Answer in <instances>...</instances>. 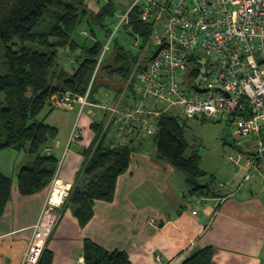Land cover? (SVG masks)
Returning <instances> with one entry per match:
<instances>
[{
  "label": "trees",
  "instance_id": "trees-1",
  "mask_svg": "<svg viewBox=\"0 0 264 264\" xmlns=\"http://www.w3.org/2000/svg\"><path fill=\"white\" fill-rule=\"evenodd\" d=\"M112 5L107 2L93 15L86 0H0V65L7 69L6 74H0V152L9 149L33 156L31 164L17 175V188L22 196L43 191L58 167L57 158L46 152L56 141L58 129L46 123V116L41 118L45 110L50 114L56 109L52 99L67 92L73 98L83 96L93 79L89 101L96 103L95 95L101 88L112 90L120 84L124 86L139 60V51L133 56L112 38L113 55L105 58V53L93 77L104 46L97 40L88 42L89 37L83 36L86 32L80 27L87 28L94 38L95 29L100 27L109 39L112 31L102 22L113 15ZM137 13L136 9L130 11L128 23L122 27L129 35H138L143 42L147 26L139 21ZM60 51L73 57L70 70L61 66ZM125 99L122 111L133 109L134 104ZM149 109L159 112L152 117L156 127L154 135L142 133L141 115L131 124H124V119L118 120L116 116L114 130L111 122L92 124L94 137L91 144L81 150L83 162L65 203L72 207L81 227L93 217L95 201H113L117 178L127 172L133 154L141 148V141L135 144V138L130 137L135 132L152 138L158 159L182 174L191 191L214 194L212 180L201 184L207 173L200 168L199 155L187 153L184 117L164 108ZM130 125L134 128L132 132L128 131ZM261 139L264 142V129ZM83 177L86 181L80 186ZM12 184L13 179L0 172V217L10 200ZM83 259L84 264H132L126 252L108 251L89 239L83 244ZM52 260L53 253L46 245L38 264H52ZM211 261V248H204L182 264H211Z\"/></svg>",
  "mask_w": 264,
  "mask_h": 264
},
{
  "label": "crops",
  "instance_id": "crops-1",
  "mask_svg": "<svg viewBox=\"0 0 264 264\" xmlns=\"http://www.w3.org/2000/svg\"><path fill=\"white\" fill-rule=\"evenodd\" d=\"M70 64L68 61V66L62 67L70 70ZM114 93L115 98L117 91ZM118 95L122 98L123 90ZM95 98L97 102L87 106L90 112L85 115L86 107L79 115L78 104L72 109H55L74 113L77 108L75 123L79 117L76 130L80 137L76 140L72 139L75 123L65 136L59 135L63 121L51 125L58 129V136L50 154L61 162L59 178L71 185L83 162L81 150L94 137L92 124L111 122L114 130L116 115L111 117L110 110L125 109L124 100L113 99L109 103L105 93L98 92ZM130 137L135 138V144L141 141L143 145L139 144L140 151L133 154L127 172L117 178L111 203L95 201L93 217L84 227L75 218L72 207L66 205L56 210L59 220L46 243L53 253L52 264H84L86 239L108 251L126 252L132 264H182L204 248L212 250L211 264H264V166L235 195H230L228 183L242 180L243 171L237 168L222 180L216 181L211 175L213 179L207 176L201 181L205 185L212 180L214 194H204V190L193 192L182 174L158 159L152 138L137 132ZM248 142L242 143L246 147ZM21 152V160L18 156L11 171L0 168L1 173L13 179L10 200L0 217V264L22 263L31 228L47 194V188L32 196L19 193L17 175L33 161V156ZM85 181L83 177L80 186Z\"/></svg>",
  "mask_w": 264,
  "mask_h": 264
},
{
  "label": "built area",
  "instance_id": "built-area-1",
  "mask_svg": "<svg viewBox=\"0 0 264 264\" xmlns=\"http://www.w3.org/2000/svg\"><path fill=\"white\" fill-rule=\"evenodd\" d=\"M98 2L94 0L93 5ZM134 9L148 31L141 44L135 43L140 57L123 86L124 99L134 108L110 111L118 120L124 119V124L143 116L139 124L145 136L154 135L152 117L159 115L149 109L148 101L166 110L175 108L186 119L208 117L216 122H232L233 135L239 139L237 146L242 149L228 156L227 162L243 171L241 181L228 183L230 195H235L264 166V0H133L104 45L93 77L112 36L128 23ZM203 72L205 79L197 81ZM92 84L93 79L83 96L73 98L67 92L54 97V106L72 109L78 104L81 115L91 104ZM133 130L130 125L128 131ZM79 137L74 130L72 139ZM242 138L249 141L248 146H244ZM46 152L50 153V149ZM60 165L61 162L46 187L44 206L31 228L21 264H38L58 223L56 210L65 205L70 195L71 184L58 176Z\"/></svg>",
  "mask_w": 264,
  "mask_h": 264
},
{
  "label": "rangeland",
  "instance_id": "rangeland-1",
  "mask_svg": "<svg viewBox=\"0 0 264 264\" xmlns=\"http://www.w3.org/2000/svg\"><path fill=\"white\" fill-rule=\"evenodd\" d=\"M93 2L94 0H86L88 7L91 10H93V15H95L99 11V9L102 6H104L107 2H111V4H113L112 5L114 8L113 15L108 18L106 17V19L102 22V24H104L106 27H109L111 31L114 32L116 29V26L119 24L121 20L122 15L129 9L133 0H99V2L96 3L95 5H93ZM46 20L48 21V19ZM80 28L82 31L86 32V35H83V36L89 37L88 42H90V40L91 41L97 40L103 46L107 43L108 39L105 36V33L102 31V28L98 27L95 29L96 38H94V36L91 34L89 35L87 28H84L83 25ZM112 37L114 40L117 41V43L123 46L125 50L131 53L133 56L136 55L138 51L135 48L136 41H138V44L142 43V39L137 38L135 35H129L127 32H125L124 27H120V29H118V32L114 33ZM112 46H113V43H110V46H109L108 51L106 52L105 58L106 57L108 58L109 55H113ZM72 60H73V57H68L66 51L59 52V62L61 66L67 67L68 61L71 62ZM108 61L111 62V60H108ZM194 66H196V64H194ZM6 73H7L6 67L0 65V74L4 75ZM123 89L124 87L120 84L118 88L116 86V89H112V90L110 89L106 90L105 88H101L99 90V93L101 95L104 93L107 94V97H109L108 98L109 103H111L113 99H117V101L121 102V100L122 101L124 100L125 94L122 95V98L119 95H115V98H114V94H115L114 91L119 90L121 92ZM148 103H149V108L151 109L155 107L165 109V106L161 104L156 106L153 101H148ZM105 108L106 107L104 108L102 107L101 109L104 110ZM76 110L74 113H66V110H55L52 113H50V115L46 114V110H45L43 114L41 115V118L42 117L44 118L45 116L47 117L49 115V117L46 119V123L50 125H54L56 121H60L59 123L61 124V122L63 121L64 125L61 126V129H59V135L61 134L62 136H65L66 131L71 126H73L75 123L74 122V119L76 118L75 115L77 116ZM88 110L89 109L86 107L83 114L85 115ZM88 112H90V110ZM170 112L177 113V110L173 108V109H170ZM111 114H112L111 117L115 115L112 112ZM78 120H79V117H77V122L75 123L76 124L74 127L75 130L78 126ZM182 120L186 122L185 138L188 143L187 153L191 154L194 152L199 155L200 168L205 173H207V176L214 175L215 178H217L216 181L224 179L225 175L229 171L233 170V167L230 166V164L227 162V157L234 154V152L238 150L236 149L235 146H237V141L239 139H237L233 135V129H234L233 123L232 122L230 123L227 120L223 122H216L214 120L212 121V119L208 117H199V118H192V119L182 118ZM240 140L241 142L245 143V140L243 138ZM22 155H23L22 152L9 150V149L1 151L0 152V168L5 169L6 171L7 170L11 171L18 156H20L18 159V161H20ZM9 156H12L11 159H7V157ZM65 206L66 204L62 208H64Z\"/></svg>",
  "mask_w": 264,
  "mask_h": 264
},
{
  "label": "water",
  "instance_id": "water-1",
  "mask_svg": "<svg viewBox=\"0 0 264 264\" xmlns=\"http://www.w3.org/2000/svg\"><path fill=\"white\" fill-rule=\"evenodd\" d=\"M205 77H206V73L203 72L202 75L200 76V78L197 81L203 80V79H205ZM196 84H197V82H196Z\"/></svg>",
  "mask_w": 264,
  "mask_h": 264
},
{
  "label": "bare ground",
  "instance_id": "bare-ground-1",
  "mask_svg": "<svg viewBox=\"0 0 264 264\" xmlns=\"http://www.w3.org/2000/svg\"><path fill=\"white\" fill-rule=\"evenodd\" d=\"M213 121V120H212ZM217 179V178H216ZM223 183V182H222ZM264 183V182H263ZM216 184V183H215ZM215 192V191H214ZM231 194V193H230ZM227 195H229V193L227 194ZM232 196V195H231Z\"/></svg>",
  "mask_w": 264,
  "mask_h": 264
}]
</instances>
